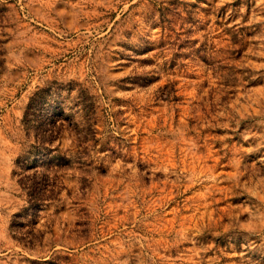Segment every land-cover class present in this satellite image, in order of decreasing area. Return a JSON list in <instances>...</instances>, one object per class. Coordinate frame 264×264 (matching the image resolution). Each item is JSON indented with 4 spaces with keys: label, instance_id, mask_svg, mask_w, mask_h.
<instances>
[{
    "label": "rangeland",
    "instance_id": "1",
    "mask_svg": "<svg viewBox=\"0 0 264 264\" xmlns=\"http://www.w3.org/2000/svg\"><path fill=\"white\" fill-rule=\"evenodd\" d=\"M0 264H264V0H0Z\"/></svg>",
    "mask_w": 264,
    "mask_h": 264
}]
</instances>
